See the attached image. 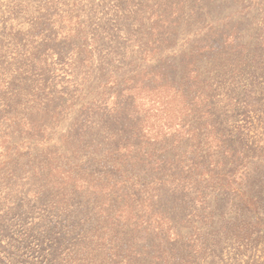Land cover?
Masks as SVG:
<instances>
[{
  "label": "rangeland",
  "instance_id": "374dc122",
  "mask_svg": "<svg viewBox=\"0 0 264 264\" xmlns=\"http://www.w3.org/2000/svg\"><path fill=\"white\" fill-rule=\"evenodd\" d=\"M193 46L207 84L185 100L149 81L159 65L178 81ZM110 117H128L140 139L119 151L141 160H126L127 188L157 195L177 246L209 247L191 264H264V0H0V264H96L82 244L99 199L79 182L60 202L40 174L51 160L56 185L62 170L83 182L120 169L102 158ZM78 127L89 132L72 161L64 143Z\"/></svg>",
  "mask_w": 264,
  "mask_h": 264
},
{
  "label": "trees",
  "instance_id": "16d2710c",
  "mask_svg": "<svg viewBox=\"0 0 264 264\" xmlns=\"http://www.w3.org/2000/svg\"><path fill=\"white\" fill-rule=\"evenodd\" d=\"M178 9L179 8H177V10ZM179 11L180 9L178 13H180ZM164 22L166 21L164 20ZM151 38L152 36L148 38L144 49H142V52H148L150 56L156 52L157 48L153 47L152 49H147V45L154 44L155 42L157 44L160 43V40L154 42ZM201 53L202 49H200L199 46H193V48L189 50V55L184 57V64H182V67L179 65L180 79L178 81H171L169 79V73L160 65L154 68L153 71L148 72L149 81L158 83L163 90L173 91V97L180 95L181 98L185 100L188 99V95L192 94L196 88L202 87L208 82L206 79L200 78V73L196 68V57H199ZM197 67H199V65H197ZM174 69L175 68L172 70ZM193 98L194 100H198L199 95L194 93L192 99ZM110 119V135L106 136L105 139L107 142L113 144L114 148L107 149L111 150V152L106 150V155L109 159L105 155L102 158L111 164L122 163L120 169L112 168V171L107 173L102 172L101 176L96 178L90 175L92 179L90 181L83 179V182L81 179L84 178L85 175H80V171L78 174H75V176H72L70 170L73 169L62 170L63 174H66L67 180H61L56 185L54 184L53 174H51L49 169L56 160H51L52 163H48L44 167L45 171L40 174V176L43 177L42 180L46 181V185L49 183L53 184L51 190H55L54 194L60 202H64L66 196L77 193L75 192L77 187L76 184L79 182L82 183V192H86V195H88V192H91V196L94 195L97 201L99 199L101 203L98 209L100 219L91 237L85 244H82V250L85 252L84 259L91 260L96 264H167L165 254L168 256L170 253V255L178 261V264H191L192 259L205 257L209 248L206 245L204 247H197L191 244L179 247L177 243H179V237L181 236L176 234L175 240H173L170 238L167 229L164 231V225H162L164 222L161 221L162 223H159L156 220L158 217L162 216L159 211L155 210L156 203L153 198H156L157 195L154 196V193V195L150 194V191L147 189H145L144 192H139L138 195H133L131 193L133 189L131 187L130 189L127 188V183H130V181L134 179L136 180V178L131 179L132 175L130 171L133 170L134 166L129 164L126 160L128 158L134 159V161L141 160L138 156H121L119 155V151L129 150L128 153L132 154L130 149L134 146L139 147L140 139L137 134H135L136 132H126L132 130L131 127H133L131 123L127 125L128 117H110ZM114 129L115 131H112ZM88 132L87 129L78 127L74 131L77 142L74 145L67 142L64 143L66 148L65 151L69 157H71L72 161L76 160L75 157L78 155L79 146L84 142ZM176 142L179 143L177 140ZM98 148L99 147H96L94 150L99 153ZM218 150L221 152L223 147H219ZM149 152L150 150H148V154H150ZM226 152L227 151L224 153ZM227 153L226 157L228 159L231 157V152L230 154ZM150 157L153 158L152 155ZM52 170H55V167H52ZM204 171L205 170L201 171L199 175L202 176L206 174L210 179H214L218 176L213 170L205 171L206 173H204ZM148 172L150 174H155L156 179H158V173L161 172V169H151ZM115 174H119L120 177H117ZM77 188L80 187L78 186ZM165 222L170 224L172 221L166 219ZM149 224L153 225V229L148 233L145 226H149ZM240 235L243 234H239V236ZM218 236V231L210 230L209 233L206 234V239H204V241L208 246H212V244L218 242L217 240L220 238ZM158 237H160V241L157 243L156 240ZM191 237H195L198 239L196 241H199L198 234H191ZM148 239H151L150 244L147 243ZM162 242L166 245L163 251Z\"/></svg>",
  "mask_w": 264,
  "mask_h": 264
}]
</instances>
